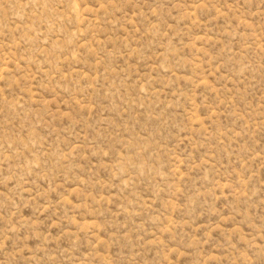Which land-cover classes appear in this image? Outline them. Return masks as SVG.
Returning <instances> with one entry per match:
<instances>
[{
	"label": "rangeland",
	"instance_id": "374dc122",
	"mask_svg": "<svg viewBox=\"0 0 264 264\" xmlns=\"http://www.w3.org/2000/svg\"><path fill=\"white\" fill-rule=\"evenodd\" d=\"M0 264H264V0H0Z\"/></svg>",
	"mask_w": 264,
	"mask_h": 264
}]
</instances>
